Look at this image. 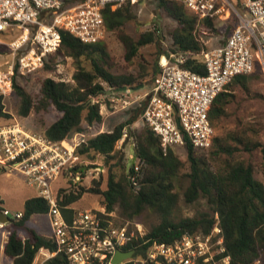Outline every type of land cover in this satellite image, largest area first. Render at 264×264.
<instances>
[{
    "label": "trees",
    "instance_id": "obj_1",
    "mask_svg": "<svg viewBox=\"0 0 264 264\" xmlns=\"http://www.w3.org/2000/svg\"><path fill=\"white\" fill-rule=\"evenodd\" d=\"M154 2L159 10L174 19L178 25L171 35L172 52L187 58L183 68L205 74L206 68L201 57L207 51L204 38L209 32H220L222 22L214 19L200 20L182 1ZM135 6L126 4L116 10L107 7L103 11L105 33L117 32L125 47V60L128 63L139 55L141 47L155 42L154 33H144L135 40L125 31V25L137 18ZM60 35V46L53 55L74 61L76 71L72 81H57L50 77L44 79L40 96L35 100L14 77L12 88L19 99L18 116L27 118L32 111L47 113L50 109L55 110L59 117L40 133L53 142L72 140L78 133H89V139L78 149L77 154L88 159L100 156L109 163L116 158V146L123 138L126 127L143 115L144 107L135 110L128 121L119 124L113 131L93 135L89 128L103 124L101 107L111 106L109 99L101 102L99 98H110L109 90L140 88V78L132 74L112 73L113 59L102 39L85 43L67 31L60 30ZM160 54L170 55L169 52ZM47 61L45 59V66L49 68ZM258 67L261 68L259 63L251 74L237 76L215 99L208 115L215 130L212 146L207 150H200L189 141L183 146L187 152L189 172L184 175L188 185L182 195L176 191V183L184 163L176 155L174 148L165 151L160 138L144 123L145 128L140 134L130 132L125 139L126 142L131 137L135 138L136 163H143L136 174V180L133 182L131 179L135 164H131L129 168L123 167L122 172L117 173L114 168L119 165L114 163L109 168L105 189V180L101 176L92 180L89 189L80 186L79 189H71L63 194L60 204L64 214L72 216L74 210L65 207H71L85 193H90L100 196L102 207L109 213L116 211L123 220L156 217L159 222L150 225L144 236H140L135 225L131 227L130 230L135 231L137 236L122 248L124 251H138L146 240L173 244L187 234L209 235L218 224L224 237L225 255L231 258L232 264H254L257 261L264 264V182L255 177L254 166L243 158V154L260 151L264 176V145L255 123H241L238 129L229 131H224L220 126L230 116L228 107L235 98L234 88L239 87L249 92L251 81L258 78L255 73ZM160 71L161 66L156 63L153 84ZM16 72L19 76L18 70ZM0 118H12L5 111L4 96L1 94ZM4 173L6 169L0 167V175ZM181 199L187 205L203 201L206 210L194 217L177 220L176 213ZM48 211L49 204L42 198L33 197L26 201L24 218L12 226V235L5 247V255L13 259L14 264H32L39 249H56L50 238L28 227L33 216L47 215ZM21 233L25 235V241L20 236ZM46 264L70 262L65 254L59 253Z\"/></svg>",
    "mask_w": 264,
    "mask_h": 264
},
{
    "label": "built area",
    "instance_id": "obj_2",
    "mask_svg": "<svg viewBox=\"0 0 264 264\" xmlns=\"http://www.w3.org/2000/svg\"><path fill=\"white\" fill-rule=\"evenodd\" d=\"M154 0H0V33L9 29L22 30L13 43L14 62L10 75L17 68L21 74L33 73L43 59L56 51L61 43L60 30L67 31L85 43L101 40L105 35L103 11L126 4ZM173 1V0H169ZM184 5L200 20L214 19L231 25L226 41L201 55L206 73L201 75L183 68L185 56L161 63V71L141 102L143 122L168 148L184 146L189 141L195 148L207 150L212 146L215 130L209 111L217 96L240 75L251 74L257 63L264 69V0H245L242 10L230 0H174ZM227 27V25L225 26ZM33 42L39 53L31 56L24 47ZM11 86V79L6 78ZM129 93L130 90L127 89ZM91 134L78 133L72 140L53 142L42 133L25 128L20 122L7 121L0 125V167L18 171L37 197L49 204L52 236L56 249L41 248L32 264H46L59 253L70 264H113L118 251H133L131 258L119 264H232L225 255L222 230L215 226L209 235H185L173 244L146 240L143 248L124 251L137 235L128 226L115 222L114 214L105 207L75 210L67 217L60 201L63 194L80 186H90L94 176L82 162L78 149ZM123 137L118 145H122ZM132 181L143 163H134ZM1 213L9 219L0 220V264H4L5 247L12 235V226L24 218L20 211H10L0 204ZM140 236L145 234L137 230ZM23 241L25 237L21 236ZM11 264L14 260L8 258ZM254 264H261L257 261Z\"/></svg>",
    "mask_w": 264,
    "mask_h": 264
},
{
    "label": "rangeland",
    "instance_id": "obj_3",
    "mask_svg": "<svg viewBox=\"0 0 264 264\" xmlns=\"http://www.w3.org/2000/svg\"><path fill=\"white\" fill-rule=\"evenodd\" d=\"M232 5L239 10H242L241 6L245 0H230ZM136 13V20L128 22L125 25V31L138 40L144 33H154L155 42L147 46L141 47L139 55L133 59L131 63L125 60V47L120 42L117 32H106L102 41L107 47V51L113 59L112 73L115 75L132 74L138 78V84L140 88H134L122 93H115L109 95L110 98L101 97L99 100L103 102L105 99H109L111 106L101 107V113L103 115V124L96 127L89 128L91 133L95 135L98 132H111L116 126L128 121L133 115L134 111L138 108H143L144 105L141 102H135L137 99H142L143 95L148 92L155 77L154 67L156 63L161 66V63H166V59L174 61L180 59L182 55H176L172 52L173 42L172 33L178 26L176 21L169 17L166 13L159 10L154 1L140 2L134 7ZM220 32L212 34L209 32L204 41L206 42V49L211 50L213 47L222 43L224 27H221ZM22 30L9 29L4 33H0V94L4 96L5 111L9 113L12 118L5 120L0 118V125L5 124L7 121L20 122L25 128L30 130L41 132L44 131L47 126L57 120L59 114L50 109L47 113H36L32 111L27 118H21L18 116L19 99L15 95L12 88V81L15 77L17 82L24 86L26 91L36 100L40 96L41 83L46 78H53L57 81L70 82L73 79V75L76 71L74 61L71 58L64 56L53 55L57 52H51L43 59V63L33 73H25L27 77H23L19 71V76L16 70L13 75H10L11 66L14 62V52L12 50L13 43L18 41L21 37ZM32 50L39 53L37 47L33 42H29L25 47V53L30 56ZM169 52V56L161 55L160 53ZM45 59L49 65V68L45 66ZM258 78L253 79L249 86V92L237 87L234 88L235 98L230 104L229 112L230 116L224 119L221 123V128L224 131L235 130L241 125V123H255L257 125L260 139L264 145V69L258 67L255 70ZM11 79V86L6 84V78ZM145 128L142 115H140L136 122L127 126L124 132L125 139L132 132L134 135L140 134ZM135 138L131 137L126 142L124 140L122 145L116 146L115 159L106 163V160L100 156L95 159H88L82 157L83 163L89 166L94 176L100 178L103 176L104 185L106 188V181L110 166L114 163H118V167L114 170L117 173L122 172L123 167L129 168L134 159ZM174 152L184 163L181 170V174L176 183V191L182 195L183 191L188 185L187 179L184 177L189 172V164L187 161V152L183 146L174 147ZM243 158L251 163L255 169V177L264 182V176L262 174V154L260 151H256L252 154H243ZM89 189L90 186H86ZM37 191L35 188L28 185L25 177L18 171L6 170V173L0 175V204L4 209L10 211V216L15 213L24 211V206L27 200L37 197ZM102 198L90 193H85L84 196L71 207L75 210L96 209L102 207ZM206 205L203 201L195 205H187L183 199L180 201L178 211L176 213V219L184 217H194L198 213L205 211ZM114 214L115 222L128 226L130 229L135 225L136 230L140 229L142 233L146 234L148 228L152 224L158 223L156 217H141L134 221H126L119 217L118 213ZM28 227L33 228L36 232L44 237L52 236V228L50 218L48 215H35L29 222ZM20 236L25 235L23 233ZM4 264H11L10 259L4 258ZM261 264H263L261 262Z\"/></svg>",
    "mask_w": 264,
    "mask_h": 264
},
{
    "label": "water",
    "instance_id": "obj_4",
    "mask_svg": "<svg viewBox=\"0 0 264 264\" xmlns=\"http://www.w3.org/2000/svg\"><path fill=\"white\" fill-rule=\"evenodd\" d=\"M230 29H228L227 31V34L229 33ZM127 91V88H120V89H117L115 91H112V90H109L108 93L109 94H112V93H121V92H125ZM137 158L134 157L133 159V162H132V165L136 162ZM0 220L3 221V222H8L9 219L7 217H5L1 211H0ZM134 254L133 251H130V252H127V253H124V252H121V251H118L114 257V261H113V264H119L120 262L126 260V259H129L132 257V255Z\"/></svg>",
    "mask_w": 264,
    "mask_h": 264
},
{
    "label": "crops",
    "instance_id": "obj_5",
    "mask_svg": "<svg viewBox=\"0 0 264 264\" xmlns=\"http://www.w3.org/2000/svg\"><path fill=\"white\" fill-rule=\"evenodd\" d=\"M226 25H227V27H225ZM222 27H224V35H225V37H227L229 35V33L227 34V31H228V29H231L230 28L231 25H228V23H222ZM225 37H223L222 43L218 44L217 46H215L213 48H216V47H219L220 45H222L226 41V39H224Z\"/></svg>",
    "mask_w": 264,
    "mask_h": 264
},
{
    "label": "bare ground",
    "instance_id": "obj_6",
    "mask_svg": "<svg viewBox=\"0 0 264 264\" xmlns=\"http://www.w3.org/2000/svg\"><path fill=\"white\" fill-rule=\"evenodd\" d=\"M163 64V63H162ZM166 63H164V65H165Z\"/></svg>",
    "mask_w": 264,
    "mask_h": 264
}]
</instances>
